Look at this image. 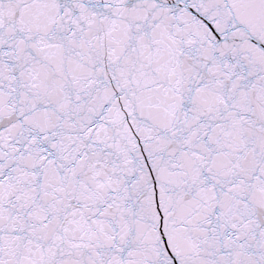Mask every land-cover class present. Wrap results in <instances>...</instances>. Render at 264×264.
Returning a JSON list of instances; mask_svg holds the SVG:
<instances>
[{"label":"snow or ice","instance_id":"1","mask_svg":"<svg viewBox=\"0 0 264 264\" xmlns=\"http://www.w3.org/2000/svg\"><path fill=\"white\" fill-rule=\"evenodd\" d=\"M0 264H264V0H0Z\"/></svg>","mask_w":264,"mask_h":264}]
</instances>
